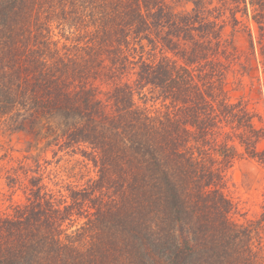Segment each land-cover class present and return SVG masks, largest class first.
Segmentation results:
<instances>
[{"label":"trees","instance_id":"1","mask_svg":"<svg viewBox=\"0 0 264 264\" xmlns=\"http://www.w3.org/2000/svg\"><path fill=\"white\" fill-rule=\"evenodd\" d=\"M169 1L0 0V129L29 138L5 170L0 264H264V192L240 222L221 186L238 158L264 168L244 78L263 92L234 45L252 21L264 50V0ZM42 143L96 178L45 182Z\"/></svg>","mask_w":264,"mask_h":264},{"label":"rangeland","instance_id":"2","mask_svg":"<svg viewBox=\"0 0 264 264\" xmlns=\"http://www.w3.org/2000/svg\"><path fill=\"white\" fill-rule=\"evenodd\" d=\"M170 8L175 12L187 11L191 8V3L186 0L169 1ZM251 28H238L234 32V45L236 46L239 59L236 64L242 63L251 72V76L257 86L261 88L263 95L256 101L257 94L250 92L248 89L249 78L245 77V89L243 93L250 100V104L254 106L259 114L262 115L264 121V50L259 48L257 43V28L253 26V22H248ZM229 32L231 28H225ZM248 30L253 36L256 45L255 53L250 52ZM235 67H238L235 65ZM232 70V69H231ZM230 70L228 81L233 78V72ZM230 94L232 99L239 95L242 91H234L231 86ZM149 95V94H147ZM150 96V95H149ZM139 104L146 106L148 109L157 107L159 104L149 100L144 103L143 97L136 95ZM261 125H264L262 123ZM28 136L24 133L4 132L0 129V209L8 210V201H3L1 193L7 192L5 186V170L16 166L17 162L24 155L23 149L26 146ZM34 140L31 142L33 143ZM261 145H264V141ZM43 143L39 147L33 148L31 153L36 157L38 163L45 169L44 181H48V177L57 178L64 182L73 184H83L89 179H95L97 168L92 162L85 159L80 153L61 151L55 153V146L44 147ZM31 162H33L30 159ZM222 191L231 200L234 210L231 217L234 220L243 222L247 219L254 218L258 211L264 192V168L255 160L249 157H241L236 159L230 167L223 169L222 172ZM50 184V183H49ZM14 202L22 200L23 195L17 190L11 196Z\"/></svg>","mask_w":264,"mask_h":264}]
</instances>
